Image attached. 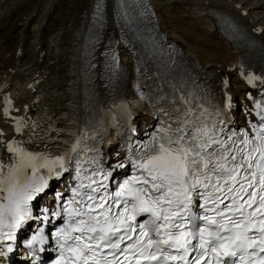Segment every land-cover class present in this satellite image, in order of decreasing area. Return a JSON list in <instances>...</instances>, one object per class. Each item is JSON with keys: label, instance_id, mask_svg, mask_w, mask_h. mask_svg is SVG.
<instances>
[{"label": "snow or ice", "instance_id": "obj_1", "mask_svg": "<svg viewBox=\"0 0 264 264\" xmlns=\"http://www.w3.org/2000/svg\"><path fill=\"white\" fill-rule=\"evenodd\" d=\"M174 99L168 119L132 160L133 174L114 191L112 173L87 156L96 151L88 143L94 121L61 139L63 130L12 117L18 138L0 139V242L16 239L32 219L30 203L74 164L71 198L53 213L66 219L52 233L58 250L52 264H264V107L254 102L259 120L249 134L226 131L223 119L209 123L208 108L191 95ZM113 106L127 114V104ZM10 107L6 100L5 116ZM44 243L41 229L27 246ZM6 247L0 255L13 251Z\"/></svg>", "mask_w": 264, "mask_h": 264}, {"label": "bare ground", "instance_id": "obj_2", "mask_svg": "<svg viewBox=\"0 0 264 264\" xmlns=\"http://www.w3.org/2000/svg\"><path fill=\"white\" fill-rule=\"evenodd\" d=\"M152 2L156 9L160 8L159 0ZM2 3L0 1V8ZM92 3L93 0H50L36 25L37 36L30 63L27 65L28 62H21L23 52L20 56L0 59V84H6L20 105H32L34 94L28 84L40 70L44 72L45 83L55 93L49 98L50 105L64 102L70 64L68 55L72 52L69 47L86 24ZM179 5L182 8V18L176 15L180 18L179 22L184 23L179 25L178 33L167 29L163 24L161 26L172 40L182 46L185 53L193 55L198 63L214 73L216 82L220 81L221 75L236 76L233 67L239 59L237 51L224 34L218 31V24L214 19L216 11L232 14L248 28L255 30L257 26H261L263 29L259 37L264 40V0H184ZM112 6L113 1L109 0L110 13ZM123 61L130 68V80L132 69L128 51H124ZM235 79L237 86L231 89V93L233 96H242L241 91L245 86L237 77ZM140 118L149 120L148 116ZM0 121L5 128H10L6 120L0 118Z\"/></svg>", "mask_w": 264, "mask_h": 264}, {"label": "rangeland", "instance_id": "obj_3", "mask_svg": "<svg viewBox=\"0 0 264 264\" xmlns=\"http://www.w3.org/2000/svg\"><path fill=\"white\" fill-rule=\"evenodd\" d=\"M0 1H3L0 8V59L6 56L20 55V53H16V49L21 46L22 51L25 52L21 62H28V65L33 56L36 41V25L50 0ZM159 1L161 6L158 9V14L161 24L178 33L179 25L184 23L179 22V16L182 14L179 4L184 0H170L169 3L167 0Z\"/></svg>", "mask_w": 264, "mask_h": 264}]
</instances>
